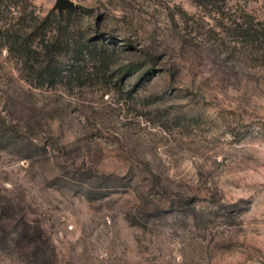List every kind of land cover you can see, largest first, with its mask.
<instances>
[{"label":"rangeland","instance_id":"rangeland-1","mask_svg":"<svg viewBox=\"0 0 264 264\" xmlns=\"http://www.w3.org/2000/svg\"><path fill=\"white\" fill-rule=\"evenodd\" d=\"M71 1L51 84L0 0V264H264V0Z\"/></svg>","mask_w":264,"mask_h":264},{"label":"trees","instance_id":"trees-1","mask_svg":"<svg viewBox=\"0 0 264 264\" xmlns=\"http://www.w3.org/2000/svg\"><path fill=\"white\" fill-rule=\"evenodd\" d=\"M77 9H79V7H75L72 11H65V14L63 12L61 15L50 12L47 17L39 21L38 26L30 34L32 41L34 39L38 40L40 52L46 58V65L39 70L38 74L51 84L63 80L65 76H71V72L69 73V70L62 67L61 62L58 60L59 57L68 56L69 59H74L73 61L77 62L78 57L84 52L87 54L98 52L100 55L105 56V51L108 48L102 40L98 43H92L91 40H87L86 44L83 43L81 45L75 41V31L71 28V24L75 18ZM61 20L68 21L66 24L67 27L64 29L61 27ZM48 29L54 32L52 37L47 36L46 31ZM66 31L70 32V38L69 41L65 42L63 45L58 35ZM116 49L118 48H114V50ZM27 50L34 53L36 52V50H32L29 47H27Z\"/></svg>","mask_w":264,"mask_h":264},{"label":"water","instance_id":"water-1","mask_svg":"<svg viewBox=\"0 0 264 264\" xmlns=\"http://www.w3.org/2000/svg\"><path fill=\"white\" fill-rule=\"evenodd\" d=\"M76 5L71 0H55L52 7L53 11H56L58 15H61L65 11L74 10Z\"/></svg>","mask_w":264,"mask_h":264}]
</instances>
